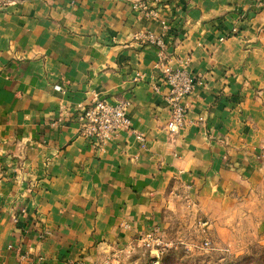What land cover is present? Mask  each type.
Here are the masks:
<instances>
[{
    "label": "crops",
    "instance_id": "obj_1",
    "mask_svg": "<svg viewBox=\"0 0 264 264\" xmlns=\"http://www.w3.org/2000/svg\"><path fill=\"white\" fill-rule=\"evenodd\" d=\"M161 66L197 81L177 136ZM99 99L131 119L102 149ZM184 206L264 236V0H0V264H101Z\"/></svg>",
    "mask_w": 264,
    "mask_h": 264
},
{
    "label": "rangeland",
    "instance_id": "obj_2",
    "mask_svg": "<svg viewBox=\"0 0 264 264\" xmlns=\"http://www.w3.org/2000/svg\"><path fill=\"white\" fill-rule=\"evenodd\" d=\"M248 213L237 208L218 221L184 206L171 216L166 231H152L154 248L140 242L101 264H264V236Z\"/></svg>",
    "mask_w": 264,
    "mask_h": 264
},
{
    "label": "built area",
    "instance_id": "obj_3",
    "mask_svg": "<svg viewBox=\"0 0 264 264\" xmlns=\"http://www.w3.org/2000/svg\"><path fill=\"white\" fill-rule=\"evenodd\" d=\"M14 2L15 0H9ZM141 7V6H140ZM145 8V7H144ZM143 8V9H144ZM147 16H155V12L147 11ZM138 40L150 42L161 49L165 48L164 40L152 32L141 33L136 36ZM164 82L169 86L165 100L170 110V118L167 122V131L170 136H177L188 123L189 107L185 102L191 96L196 87V79L184 70H175L169 66H161ZM127 102L112 103L106 99L96 100L90 106H79L78 115L81 125L80 133L89 139L93 146L102 149L118 133L131 128V119L128 114ZM143 140L142 134H138ZM154 232L142 237L141 242L148 248H154Z\"/></svg>",
    "mask_w": 264,
    "mask_h": 264
}]
</instances>
